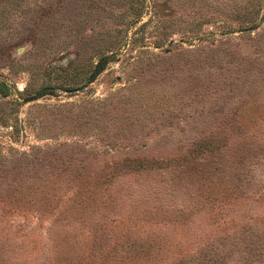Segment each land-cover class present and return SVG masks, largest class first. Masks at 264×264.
I'll return each instance as SVG.
<instances>
[{
	"label": "rangeland",
	"instance_id": "374dc122",
	"mask_svg": "<svg viewBox=\"0 0 264 264\" xmlns=\"http://www.w3.org/2000/svg\"><path fill=\"white\" fill-rule=\"evenodd\" d=\"M233 108H249L244 122L259 121L264 136V0H0V264H77L121 235L158 238L153 250L171 253L264 217V200L208 201L181 179L172 191L184 206L146 215L147 202L167 199L165 158L207 128L228 135ZM117 142L149 146L132 153ZM136 156L163 168L133 175L124 164ZM70 160L84 173L102 162L124 169L105 194L64 204L81 186ZM250 170L239 169L241 190L264 193Z\"/></svg>",
	"mask_w": 264,
	"mask_h": 264
},
{
	"label": "trees",
	"instance_id": "16d2710c",
	"mask_svg": "<svg viewBox=\"0 0 264 264\" xmlns=\"http://www.w3.org/2000/svg\"><path fill=\"white\" fill-rule=\"evenodd\" d=\"M252 27L256 26L253 25ZM243 29L247 30L248 28L243 26ZM103 59L96 65L94 73L103 69L102 67L98 69ZM41 93H44V90ZM253 117L254 113L249 111V108L230 109V116L225 121L237 130L236 133L232 132V127H230L231 132L228 135L226 133L227 128L225 131L219 132L217 126L210 127L205 130L204 136H200L201 138L197 137L193 141L182 144L183 146L178 144L176 152L168 155L164 162V164L166 163V168L163 170L164 175L162 178L166 185L170 186L167 190V199L164 202H147L148 205L145 207L147 210L146 215L154 212L167 215L170 210H180L181 206H184L186 202L184 200L182 202L178 198L176 200L175 197L177 195L172 191L176 187L177 179L184 181V183L189 185V188L195 187L197 191L194 192L195 195L199 194V196L203 197V194L206 193L205 199L208 201L217 199V196L210 197L214 193L224 196V199H231V202L242 196L264 200V193L261 191L241 190L240 181L242 176L239 169L243 165L251 169L250 171L256 176V179L258 177L257 174L261 175L264 183V136L259 134L262 132L263 127L259 121L258 125L254 127L244 122L245 118L252 119ZM169 128L170 126L166 129L154 128L150 129L149 132H154L152 134L156 137L159 136L158 133L166 132ZM229 136L230 140L228 142L227 138ZM117 143L119 144H115V149L124 148V150H130L132 153H139L137 150L144 151L149 146L148 142L136 144L128 142V144L123 145L121 142ZM109 150H113V147L104 146V151L109 152ZM209 156L215 160L210 161ZM127 160L129 162L124 164L125 169H132L133 172L129 171V173L133 175L139 172L147 173L154 169H161L163 168L162 165H164L162 158L150 159L136 156ZM70 161V166L73 168L77 167L74 175L80 177L76 181L81 186L71 188L70 191L65 193L67 199L63 202L64 204H68V202L76 198V204L79 205L85 196H91L93 192H95L93 194L94 199L100 193L105 194L107 185L109 189L113 188L116 171L124 169L119 166L112 168L113 162H102L95 172L84 173L81 171L82 160L77 164L74 162V165H71L73 161ZM60 162L61 164L58 163L57 167L54 166L55 170L64 173L68 167H65L66 164L61 160ZM222 163L227 164L224 174L221 168ZM230 168L236 171L232 175L227 174ZM41 171L51 174L44 167L41 168ZM178 172L182 174L187 172L188 174H185L187 179L183 178L182 174L178 175ZM90 189H93V191ZM210 193L212 194L209 195ZM113 195H107L106 197L109 201H112L111 199L115 201L116 197ZM196 198L197 196H194L192 199L196 200ZM181 212L183 211L181 210ZM137 239L141 240L143 238L140 236L135 238L128 236L123 239L121 235L113 240L110 244L112 246L111 249L103 255L102 253H98V255L85 253L82 257L76 258L77 264H139L137 259V255L140 253L139 243L144 248L149 249V255L146 257L147 261L150 260L149 264H264V217H257V219L244 222L238 226L230 224V226H226L221 231H217L204 239L190 242L188 245L171 253L172 249L170 248L161 250V245H158L156 251L153 250V243H156L155 240L158 238L151 237L148 240V244L147 242L137 243ZM141 252L146 256V251ZM59 264L66 263L59 261Z\"/></svg>",
	"mask_w": 264,
	"mask_h": 264
},
{
	"label": "water",
	"instance_id": "95a60500",
	"mask_svg": "<svg viewBox=\"0 0 264 264\" xmlns=\"http://www.w3.org/2000/svg\"><path fill=\"white\" fill-rule=\"evenodd\" d=\"M34 99V97H32L30 100H33Z\"/></svg>",
	"mask_w": 264,
	"mask_h": 264
}]
</instances>
